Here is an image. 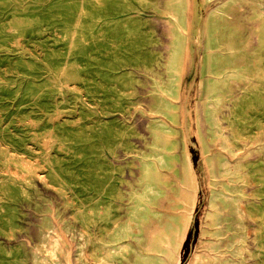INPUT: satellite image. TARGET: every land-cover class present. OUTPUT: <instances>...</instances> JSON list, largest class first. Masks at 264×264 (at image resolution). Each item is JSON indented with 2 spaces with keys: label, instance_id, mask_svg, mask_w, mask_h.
I'll list each match as a JSON object with an SVG mask.
<instances>
[{
  "label": "rangeland",
  "instance_id": "obj_1",
  "mask_svg": "<svg viewBox=\"0 0 264 264\" xmlns=\"http://www.w3.org/2000/svg\"><path fill=\"white\" fill-rule=\"evenodd\" d=\"M185 1L0 0V264H54L41 247L54 255L64 237L57 264H84L81 249L101 264L106 231L128 230L150 191L143 154L159 156L157 88L172 86ZM189 17L193 52L170 123L182 177L163 171L162 223L131 264H264V0H192ZM207 52L221 78L211 100ZM208 104L232 153L223 173L236 216L212 200L228 178L214 168L220 141L198 124Z\"/></svg>",
  "mask_w": 264,
  "mask_h": 264
},
{
  "label": "bare ground",
  "instance_id": "obj_2",
  "mask_svg": "<svg viewBox=\"0 0 264 264\" xmlns=\"http://www.w3.org/2000/svg\"><path fill=\"white\" fill-rule=\"evenodd\" d=\"M208 1L209 0H203L205 5ZM185 2H186V7L183 14L184 17L183 25L182 26L177 25L179 38L176 41L177 46H176L174 61L172 65V76H173L172 86L169 90L168 89L162 90L159 87L157 88V91L160 94L158 97L164 100V102L167 104L166 107H164V109H162L160 113L156 112L157 114L161 115L164 118L158 121V123L161 125V130L156 132L157 140H156V148L154 150L159 156L157 158H151L147 160L145 158L146 154H143V158H142V161L151 164V167L149 168V170L145 175V180L147 185L150 187V191L145 198H139L140 209L138 210L135 219L131 222L128 230H124V231L121 230V224L119 225L118 224L119 221H116L113 224L114 230L112 229L110 231L108 230L106 231V236L101 239V241H103L104 244L103 246H100L103 256L100 261V263L103 262L101 264H121L119 263L120 260L131 264L132 257L134 255L140 256L138 250L136 249V245L138 244L139 246H144V244L147 241L146 236L148 234V229L155 222V219L159 221V223H162V219H163V217L161 216L162 212L158 208H156V206H160L164 203L162 202V198L167 195L166 187L171 186L169 181L162 178L163 171L166 170L173 171L176 176L182 177L178 164V162L180 161V156L177 153L178 141L177 138L174 139L175 136L177 135L176 133L177 131L170 125V123L174 125H178L180 123L181 107L177 103H174V99H176L177 102L181 101L182 98L181 83H182V79L184 78V75L186 74V69H185L187 67L186 60L187 57L190 58L192 57V52H193L191 40L189 38L191 31V17H189V13L192 11V0H186ZM219 7L220 6H218L217 8ZM216 9H214L209 14V16L205 21V34H206L205 44H206V49L208 51L209 50L213 51L215 49L211 34L213 32L212 17ZM187 53L189 56H187ZM217 54L218 52L210 53V54L207 52L203 57L202 76L208 74L207 75L208 80L206 82L207 83L206 92L210 100L212 99V96L215 93L216 87L221 82V78L215 75V57L217 56ZM204 109L205 111L203 113V116L198 114V124L201 130V134L204 136V138L210 145L214 144L217 141H220L219 147L221 149L222 154L215 157L214 168L218 176L220 175L221 177L228 178V182L224 184L223 189L214 193V195L212 196V200L217 204L219 203L218 205L220 206V208L224 213H225V209L226 210L228 209L230 211V215L236 216L234 208L228 202V197L232 196V190L235 184L231 177L223 173V168L225 167L227 162H230L229 160L226 159V157H224L223 154H227V153L232 154V153L227 149L228 146L227 140L224 141L221 137L217 136L215 132V127L210 113V104H208ZM201 119L203 123L206 125V133L203 132ZM231 220H232L231 217L227 219L228 228H230ZM119 230L121 231L118 232ZM113 237H114V244H112L111 246L116 249L114 251H112L109 248V242ZM64 239H62V243L59 246H57L56 244L57 252L54 255L53 252H51L53 248L50 250L45 246L41 247V252L52 255L54 264H57L58 257L63 258L65 256L66 249L69 248L68 242L65 241ZM183 245L181 249L183 248ZM236 251L237 248L232 252V255L234 257H236ZM87 259H88L87 252L85 251V249H81L78 254V260L82 261L84 264H89ZM40 263L41 262L38 261L37 264Z\"/></svg>",
  "mask_w": 264,
  "mask_h": 264
}]
</instances>
